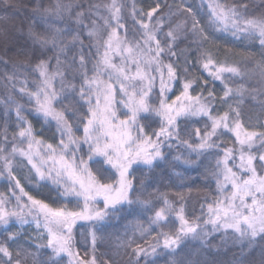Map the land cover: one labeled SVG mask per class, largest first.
<instances>
[{"label":"snow or ice","instance_id":"1","mask_svg":"<svg viewBox=\"0 0 264 264\" xmlns=\"http://www.w3.org/2000/svg\"><path fill=\"white\" fill-rule=\"evenodd\" d=\"M0 12V66H11L0 78V264H157L162 253L202 264L187 242L212 233L240 246L235 264H264V243L247 260L264 242V122L242 107L264 114V11L246 0H0ZM229 38L258 46V73L219 59ZM245 76L255 84L231 79ZM173 148L177 164L211 158L215 188L198 214L184 192L149 191L136 175ZM113 220L127 222L100 253Z\"/></svg>","mask_w":264,"mask_h":264},{"label":"trees","instance_id":"2","mask_svg":"<svg viewBox=\"0 0 264 264\" xmlns=\"http://www.w3.org/2000/svg\"><path fill=\"white\" fill-rule=\"evenodd\" d=\"M187 2L193 5L194 8L198 7L200 4V0H187ZM246 2L249 4L251 12L256 13L259 11H264V0H246ZM152 3L153 0H137V7L147 8V6ZM2 14L3 13L0 12V15ZM217 43L221 46V50L218 54L221 61H227L229 65L238 66L242 72L250 73L253 70H255L257 73L259 72V69L256 68V61L260 60V49L258 46L253 48L251 46V42L249 41H232L231 38L228 40H218ZM181 47H184V45H181ZM249 52L253 53L255 59L248 58ZM18 59L23 60V57H19ZM5 71L10 72L11 66H9L7 69H3L2 66H0V78L3 77ZM190 71L195 75L201 76V79L207 78V73H202V71L198 68H192ZM231 79L235 80L236 84H244L245 87H247L249 84H255V80H249L247 76L243 78L233 77ZM222 87L223 86L219 81L215 82V88L219 95H222ZM7 91L8 89L3 87V82L0 80V98L5 97L7 95ZM242 107L245 117L251 118L253 123L256 122L258 117L262 122H264V114L260 112L259 105L256 102L248 99L245 101ZM0 111H2V106H0ZM34 123L36 122L34 121ZM40 127V124L36 123V128L38 131L40 130ZM46 135L50 136L51 133H46ZM165 151L167 152L168 150L165 149ZM180 151H183V149H180ZM176 154L177 149L173 148L167 162H162L160 166L155 168L152 172L145 170L144 173L137 172L136 175L146 180V183L150 185L148 189L149 191H152L154 188H159L160 191H167L170 193L184 192L187 196V205L189 210L195 207L198 214L199 202L202 201L203 193L215 188L214 180L211 178L208 171L211 158H200L197 163L192 165H183L177 164V162L173 161L172 157ZM193 159L195 160L196 158L193 157ZM177 173H180L181 176H177ZM24 174L25 173H21V175ZM6 190V182L0 179V192H5ZM43 191L47 193L48 190L43 189ZM129 219H132V217H129ZM126 222L127 221L125 220H120L119 222L116 220L112 221L113 224L118 223L119 227L108 229V233L111 234L110 239L106 240L100 245V253H111L113 251V249L110 247V243L115 241L117 232H123L122 225ZM78 230L83 231V229ZM0 231H2V229H0ZM25 231L29 232L31 229L26 228ZM0 239H2V237H0ZM23 239L24 238L22 237V242ZM207 240V245H201L200 241H188L185 251L192 252L191 258L193 260L198 258L196 253L200 252L201 255L199 256V259L201 260L202 264L204 261H207L208 264H235L236 254L240 251V246L234 245L230 241L227 244H222V236L220 233H212L207 238ZM260 243L264 242H258V245L251 249V251L248 253V261L259 260ZM168 259L169 257L162 253L157 258V264H167Z\"/></svg>","mask_w":264,"mask_h":264}]
</instances>
